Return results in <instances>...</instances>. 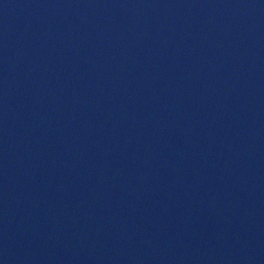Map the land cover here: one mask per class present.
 Returning <instances> with one entry per match:
<instances>
[{
  "label": "water",
  "instance_id": "water-1",
  "mask_svg": "<svg viewBox=\"0 0 264 264\" xmlns=\"http://www.w3.org/2000/svg\"><path fill=\"white\" fill-rule=\"evenodd\" d=\"M0 264H264V0H0Z\"/></svg>",
  "mask_w": 264,
  "mask_h": 264
}]
</instances>
